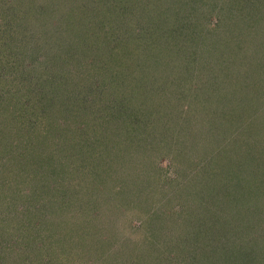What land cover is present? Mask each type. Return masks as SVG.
Segmentation results:
<instances>
[{"label": "trees", "instance_id": "trees-1", "mask_svg": "<svg viewBox=\"0 0 264 264\" xmlns=\"http://www.w3.org/2000/svg\"><path fill=\"white\" fill-rule=\"evenodd\" d=\"M6 1L0 0L10 2L0 13V71L11 79L0 80L14 92L4 95L13 101L0 106V121L7 126L20 124L15 137L21 146L16 151L15 143L0 145V156L6 160L0 165L8 162V171L14 169L12 175L16 171L20 176L8 182L15 199L12 207L8 202L5 208L11 210L5 229L15 225V232L26 231L22 246L41 260L34 264H65L59 242L63 240L53 243L58 239L53 231L67 221L75 228L76 239L66 264L77 259L106 264L102 257L107 258L104 254L118 233L112 234L113 224L105 217L122 216L126 205L135 214L126 219L127 227L134 228L131 222L136 217L144 229L139 239L144 254L135 264L147 260L157 264L161 253L177 249L191 254H180V259L170 255L172 260L166 255L161 264L198 263L214 246L218 264H264V0H97L100 8L108 4L106 21L112 15L115 22H108L110 29L113 26V41L99 57L104 79L96 85L78 84L77 76L89 69L77 67L80 47L66 53L70 40L66 34L63 42L50 43L47 49L37 38L43 34L31 33L36 27L51 35L46 30L51 18L47 8L55 1L33 0V17L23 14L29 8L27 1ZM12 5L18 9L16 17L11 15ZM177 6L188 22L182 23L183 17L176 13L168 17ZM215 9L219 12L213 15ZM212 27L218 32L210 40L204 34ZM173 28L177 37L167 42L163 37H169ZM197 28L206 32L197 33ZM64 30L54 35L61 37ZM99 32L108 35L104 29ZM31 38L37 48L28 51L23 41ZM134 39L142 46L150 41L154 52L147 54V45L145 52H139L132 47ZM190 40L198 47H189ZM258 45L260 49L253 47ZM60 49L63 53L56 56H62L65 65L53 78L48 69L52 70L56 63L52 58ZM8 63L14 66L11 75ZM35 63L42 66L32 80L25 72ZM173 77L180 80H170ZM103 82L118 87L117 107H100L93 94V101L86 100L87 92L94 91L91 87L99 90ZM57 93L62 94L57 97ZM61 116L82 127L70 137L67 134L69 141H64L69 132L64 129L63 138L55 142L60 129L52 134L49 124ZM45 136L49 140L43 142ZM25 152L31 155L30 161L24 160L27 168L22 161ZM2 177L8 180L9 176ZM202 205L215 224L207 222L209 235L194 224L192 234L197 232L187 247L175 237L174 227L190 215L194 222L187 213ZM211 225L216 227L214 232ZM4 235L1 232L0 238ZM26 251L13 247L10 263L20 264L21 258L27 264L20 256Z\"/></svg>", "mask_w": 264, "mask_h": 264}, {"label": "rangeland", "instance_id": "rangeland-1", "mask_svg": "<svg viewBox=\"0 0 264 264\" xmlns=\"http://www.w3.org/2000/svg\"><path fill=\"white\" fill-rule=\"evenodd\" d=\"M20 1H23V0H20ZM25 1H27V3L29 4V8L26 9L23 12V14L28 15L29 17L35 16L33 10L31 9V6H34V5H32L33 0H25ZM53 1H55V2L51 3V5L47 8V10H51V11H49L51 18L48 19L49 25L47 23L46 30L48 32H51V35L46 34L47 32L45 33V31L43 29L37 30L36 27H34V29L31 30L32 35L38 34V32L43 34V35L37 36L38 41L42 44V46L49 49L50 43L52 45H54L56 41L63 42V40L61 38H64V34H66L65 36H67L70 39L68 42H66V44H68V48L66 49V53L74 47L75 48L80 47L78 53L80 52L81 54H79V58L77 57V59L80 60V63L77 67L79 69L81 66L85 65L89 69L88 70L89 73L82 72V76L78 75L79 71H77V70L74 71V74L78 75L77 78L80 79L79 81H81V83H78V81H77V83L81 84V85H96V84H98V82L101 83L102 80L104 79V77L102 76L100 69H101V67H103L104 63L102 62V60H101V62H99V57L102 53L104 55L105 52L108 51V48H109L111 42L113 41V39H111V38H113V35H114L113 31H112L113 26L110 29V23H108V22L109 21L115 22V19L111 15L108 19L109 21L107 22L106 21L107 17H105V16H107L106 8H108L107 7L108 4L105 3L104 4L105 7L100 8L98 3H100L101 1H97V0H95V2H94V0H90V1L88 0L87 3H85L86 5L82 4L83 0H79V1L78 0H53ZM94 3L97 4L96 5L97 7L94 5ZM109 3L111 4L110 1H109ZM42 4H44V3H42ZM3 5H5V6L9 5L10 6V2L8 1V3H3V2L0 3V13L4 9L3 8L1 10ZM23 5L25 6V8H27V6L25 4H23ZM11 7H12L11 8V15L16 17L19 14L18 9L13 7V5ZM98 7H99V9H98ZM19 8L21 9V6ZM36 8H35V10H36V14H37L38 10ZM45 8H46V6H44V9ZM173 8H174V10H172V12L169 13L168 17H172V16H175L176 14H178L179 17H183L182 19L180 18L182 23L183 22L186 23L189 21V20H187L188 18H186L185 12L182 11L183 13H181L179 6H177L176 8L175 7H173ZM100 9H102L104 11H101ZM218 12L219 11H217V9H215L212 14L215 15V14H218ZM181 14H182V16H181ZM53 15H54V17H53ZM78 20H79V23L77 22ZM73 22H75L76 24H74ZM39 24H40V22H39ZM34 25H36V23H34ZM57 25H60V26H57ZM177 27H179V26H177ZM64 28H65V30H64L65 32H63L61 34V37L59 35H54V34H59V32H61ZM179 28L183 29V27H179ZM101 29H104V32L108 31V35L103 36V33L99 32V30H101ZM199 29L198 28L196 29L197 33L198 32L202 33V31L206 32V28L204 30H201V28H199ZM213 29L214 28L212 27L211 29H209L208 32H206L204 34L205 38L211 40L212 37L215 36V34L218 31L217 30L214 31ZM171 30H172V32H171L169 37H167V34L164 35V37H163L164 39L167 40V42L172 41L173 38L177 37L175 29L173 28ZM28 35L29 34H26L25 37L28 38ZM262 36L264 38V32H262ZM34 37H36V35H34ZM182 37L187 38L186 36H184V34ZM77 38L79 40V44H77V41H78ZM72 39H75V41ZM31 40H32V38L27 39V41H23V46H25V48L28 49V51H29V47L31 49L37 48V44L35 42H31ZM137 42L138 41L136 39H134L132 47L136 48V50H138L139 52L144 50V47L146 45H147V48L146 47L145 48L147 49V51H146L147 54L149 52H154L153 51V45H150V43H149L150 41H148L149 44L144 43V46L136 44ZM187 45H189V47H191V48L198 47V44L197 43H195V44L191 43V40H190V42L187 43ZM253 47L260 49L261 45L253 46ZM252 48L250 47L249 52L252 50ZM14 49L15 48H12V50H14ZM143 52H145V50ZM59 53H63L61 51V49H60V51H58L54 55L56 56ZM46 54L48 57L49 56L48 52H46ZM140 54H143V53H140ZM1 57L5 58V56H1ZM8 57H10V56H6L7 59H9ZM14 57H16V54L14 55ZM50 60L51 59L48 58L47 62ZM144 60H146V57L144 58ZM5 61H6V59H5ZM52 61H53V64H54V62H56V63L53 66L52 70L51 69H48V70L50 72H53V78H56L57 74H58L57 71L59 70V68L62 65H65V59L62 56H56V57L52 58ZM96 62H99V64H96ZM39 64L42 66V63H39ZM40 65H37V63L33 64L31 66V68L28 71H26L25 73L27 75H30L32 80H33L34 76L39 75V72H37L36 69ZM47 65H49V64L47 63ZM18 66L19 65H17V67ZM94 66H95L96 72H93ZM7 67H8L7 68L8 71H10V75H11V73H13V69H11V68L14 66L12 64L10 65L8 63ZM208 69L209 68L207 66L203 70L207 71ZM97 72H98V74H97ZM162 73H164V72H162ZM105 76H107V72H105ZM0 77H4L5 80L11 79L9 74H5L2 71H0ZM89 77L92 80H89ZM170 80H174V81L178 82L180 80V78L179 77H176V78L173 77V78H170ZM200 81H205V79L201 78ZM35 82H38V80ZM39 82H42V81L39 80ZM7 84H8V82H4V81L2 82V80H0V106H3L4 104L6 105L7 100L13 101L12 98L8 99L7 97L4 96L5 94L8 95V91L12 92L14 89V88L9 89L8 88L9 86ZM42 84L45 85L44 81L42 82ZM46 85H48V82L46 83ZM101 85H102V87L99 90H98V88L96 90V87L92 86L91 91L92 90H94V91H92V93L87 92L90 94L88 95L89 97H86V100H88L89 102L93 101V96L91 95V94H93L94 97L96 98L95 100H96L97 104L99 106L101 105L100 107L107 105V106H110L111 108H113L114 104L117 107V104L120 101V100H118L119 97L117 95L118 87L116 85H109L106 82H103V84H101ZM82 92H85V90L82 89ZM60 94H62V93H57V97ZM97 95L104 97L105 102H102L99 97L97 98ZM15 96H17V94ZM55 117H56V115H54V119H55ZM61 117L63 119H65V121H63L62 118H58L55 121V124H49L51 127H53L51 129L49 126L52 134H54L55 129H57V128L60 129L59 131L55 132L56 137L53 139V140H56L55 142H58L59 140H61V138H63V137H61L62 136L61 134H63L64 129H67L69 131L68 133H65L66 136H64V141H69V138H68V137H70L69 134L71 135V132H73V130L75 131V130H78L79 127H82V124L80 122H76V121L73 122V121H71V118H69L67 116H61ZM1 122L2 121H0V145H7L8 141H9V142L15 143L17 145L18 149H16V151H20L19 147L21 146V143L17 144L16 142L18 139L16 140V137H15V135H16L15 131L18 130L17 128L19 127L20 124L17 122H10V123H8L9 125L7 126V124H5L4 121L2 123ZM31 122L33 123V120ZM2 132H4L5 134H3ZM67 134H68V137H67ZM3 136H4V138H2ZM44 139L46 141L49 140L47 136H45L42 139L43 142H46V141H44ZM21 141L24 142L23 140H21ZM23 145H25V144H23ZM59 145H61V144L60 143L56 144V146H59ZM13 146H15V145H13ZM49 148H51V147H49ZM45 149H47V147ZM28 152H25L26 155L24 156V158H22L23 164L25 165L24 168L28 167V163H25L24 160L30 161V159H31V155H29ZM1 156H0V159H1L0 163H3V161L5 163L6 160H5L4 156H2V157ZM164 161H166V160L164 159ZM8 166H9L8 162L6 163V166H5V164L3 165V167H2V165H0V217L3 216V218H5V219H3V218L0 219V229H1L0 233L3 232L6 234L0 238V248L1 249L3 248V250L0 251V264L1 263L2 264H11L10 259L13 258L14 254L12 252V254L9 255V252L11 250H13V247H17L19 249H21V247H23L25 250H27L26 254L20 255L21 257H23L27 260V264H34V263H36L37 260H38L37 263H39V262H41V260H39L40 259L39 256L34 258L33 257L34 251L28 252L27 246H22V245H24L23 244L24 238H22L21 236H23L26 233V231H23L22 229H20V231L15 232V230H14L15 225L8 228V229H5V227L7 226L6 225L7 223L5 221H7L9 223L8 219H10V216H11V210L5 211V208L10 205L8 202H12V200L15 199L14 196H11V193L12 192L14 193V190L11 189V191H10V186L8 185V182L14 183L20 177L17 174L18 172H16V171L12 175L11 171L14 169H12L11 171H8V169H9ZM22 168H23V166H22ZM6 174H7V176H9L8 180H7V178H5V180H3L2 176H5ZM1 177H2V179H1ZM214 197H215V194L212 193L211 198H214ZM216 198L217 197H215V199ZM140 201L141 200H135L134 202L139 203ZM213 203H216V202H213ZM12 205H13V202L11 203V207H12ZM198 205H200V203H198ZM126 207L127 208L124 211L122 216L114 215V214L113 215L111 214V217H108V218L104 216L105 220L108 223L113 224L112 234L116 232V233H118L117 234L118 236H116V239H114V236H112L109 248H107L108 254L107 253L104 254V255H107V258H106V256H105V258L102 257L103 258L102 263L106 262V264H135L136 258L140 254H144V253L140 252L141 251V245L139 244V239L142 237L141 233L144 231V229L141 227V225L139 227V224L137 223L138 220L136 219V217L135 218L133 217L132 218L133 221L131 222L134 225V228L131 229L130 226L127 227L128 222L126 219L128 217H131L132 215H135V214L133 211H130V209L128 208L127 205H126ZM205 208H206V205L194 206L191 210V213L190 212L187 213L188 215H190V214L193 215L194 222L190 219V216H191L190 215L189 220L187 219L186 221H183V219L181 218V219H179L180 220L179 226L174 227L175 237L183 239V241L187 247L190 246L191 241L193 240L191 238V236L194 237L196 235V232H197L196 231L194 234H192L195 231V230H192L194 228V224H196V226L201 231L204 230L208 235H209L208 225L215 224V222L212 221V219H210L207 216V212L205 211ZM198 210H199L200 214L197 213ZM142 219H143V216L139 217L140 221ZM175 222H176V220H167V223H169V224H175ZM207 222H210V224L207 225ZM12 224H14V223H12ZM137 226H138V228H137ZM210 228H211V232H214L216 227L211 225ZM191 230H192V232H191ZM121 232H122V234H120ZM53 235L58 237V239L54 240L53 243L57 242L60 239L63 240V241H59L62 243V245L64 247L63 253L65 254V255L63 254L65 257L62 258L61 260L66 264V260H67L68 256L70 255V253L73 249V244H74L75 239H76L75 228L73 227V225L70 222L67 221V222L62 223L57 229H55L53 231ZM86 239H87V243L89 244L87 237H86ZM117 243H119V244H117ZM158 247L160 249V245H158ZM177 251H179V249H177L175 251L170 250V253H165V254L161 253L160 257L158 256L156 258L157 261L156 262L154 261V262L157 264H161V263L165 262L166 255H168V257L170 259H171L170 255H175L177 258L180 259V257H181L180 254H182V255L191 254L190 250L180 251V253H177ZM108 255H111V257H113V258L110 259L108 257ZM217 255H218V252L216 250V247L215 246L211 247L209 249L208 254H206L203 259H201L198 263L195 261L193 264H218ZM68 260L70 262V258H68ZM18 261L20 262V264H22L21 258H19ZM189 261H190V259L187 261V263ZM69 262H68V264H71ZM74 263L75 264H91V261L90 260L83 261V259H81V260L77 259V260H74ZM178 263L182 264L181 261H178L177 263H174V264H178ZM143 264H151V263L149 260H147L146 262H143Z\"/></svg>", "mask_w": 264, "mask_h": 264}]
</instances>
